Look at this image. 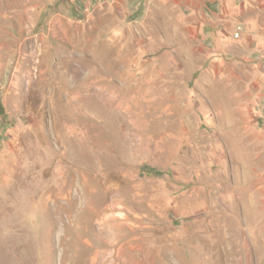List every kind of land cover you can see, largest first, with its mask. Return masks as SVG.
<instances>
[{"label":"rangeland","instance_id":"1","mask_svg":"<svg viewBox=\"0 0 264 264\" xmlns=\"http://www.w3.org/2000/svg\"><path fill=\"white\" fill-rule=\"evenodd\" d=\"M0 264H264V0H0Z\"/></svg>","mask_w":264,"mask_h":264}]
</instances>
